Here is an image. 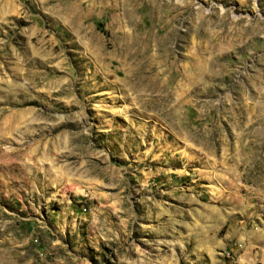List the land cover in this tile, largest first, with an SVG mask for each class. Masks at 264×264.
<instances>
[{
    "label": "rangeland",
    "instance_id": "obj_1",
    "mask_svg": "<svg viewBox=\"0 0 264 264\" xmlns=\"http://www.w3.org/2000/svg\"><path fill=\"white\" fill-rule=\"evenodd\" d=\"M0 264H264V0H0Z\"/></svg>",
    "mask_w": 264,
    "mask_h": 264
},
{
    "label": "bare ground",
    "instance_id": "obj_2",
    "mask_svg": "<svg viewBox=\"0 0 264 264\" xmlns=\"http://www.w3.org/2000/svg\"><path fill=\"white\" fill-rule=\"evenodd\" d=\"M134 44H135V43H134ZM129 45H130V44H129ZM131 45H132V44H131ZM129 49H130V48H129ZM129 49H127V50H129ZM124 54H126V55H127V53H124ZM138 74H139V73H138ZM138 74H137V75H138ZM138 76H139V75H138ZM131 77H132V76H131ZM144 77H145V76H144ZM156 77H157V76H156ZM156 79H157V78H156ZM138 80H139V79H138Z\"/></svg>",
    "mask_w": 264,
    "mask_h": 264
}]
</instances>
